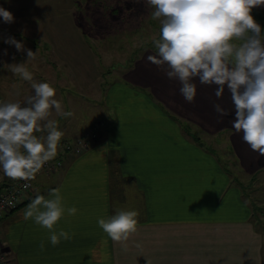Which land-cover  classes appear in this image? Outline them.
Wrapping results in <instances>:
<instances>
[{
    "label": "crops",
    "instance_id": "obj_1",
    "mask_svg": "<svg viewBox=\"0 0 264 264\" xmlns=\"http://www.w3.org/2000/svg\"><path fill=\"white\" fill-rule=\"evenodd\" d=\"M5 5L10 6L0 7ZM157 54L156 48H143L121 72L111 79L108 75L95 103L97 116L82 117L83 125L73 129L61 124L70 136L63 134L62 140L87 131L93 121L101 119L103 125L91 145L77 154L57 147L54 157L63 166L37 176L18 206L0 215V239L9 264H264V232L252 222L241 188L231 183L230 172L200 134L228 142L240 170L258 173L262 193L264 156L232 127L235 107L226 86L217 98L216 85L194 78L196 95L189 103L180 93V82L167 77V65L147 59ZM6 58L0 54V103L23 105L34 94L32 82L9 67V60L22 63L19 55ZM24 66L33 81H46L55 89L54 98L68 111L63 102L69 89L68 56L53 45L48 55L35 56ZM16 181L0 168V191ZM53 189L59 190L65 208L53 231L70 237H61L56 246L48 229L23 219L35 197L51 199ZM72 207L77 212L68 215ZM118 210L139 213L137 231L123 243L114 242L98 225V219Z\"/></svg>",
    "mask_w": 264,
    "mask_h": 264
},
{
    "label": "clouds",
    "instance_id": "obj_2",
    "mask_svg": "<svg viewBox=\"0 0 264 264\" xmlns=\"http://www.w3.org/2000/svg\"><path fill=\"white\" fill-rule=\"evenodd\" d=\"M148 3L155 9L153 18L163 19L160 39L153 42L158 54L147 59L158 66L167 65V77L180 82V93L189 103L196 95L194 78L201 84L216 85L217 98L226 86L235 107L232 127L243 133V140L253 151L264 156V34L251 15L254 7L264 5V0H148ZM0 17L5 23L14 21L13 14L3 7ZM5 43L26 52L27 60L35 58L36 52L26 49L14 37L7 38ZM9 67L32 82L34 94L26 97L23 105L0 103V168L10 178L27 180L34 178L43 164L55 156L63 135L57 122L49 119L52 110L64 117L73 113L62 110L50 84L33 81L24 63ZM214 107L221 115L225 114L219 105ZM45 131L46 138L34 134ZM50 195L53 198L37 195L23 219H34L48 229L50 243L56 246L61 237L65 240L70 237L63 230L59 234L53 231L65 208L58 189L51 190ZM76 212L75 207L67 209L68 215ZM138 216L136 210H118L108 219H98V225L114 242L123 243L137 231ZM40 249H44L43 242Z\"/></svg>",
    "mask_w": 264,
    "mask_h": 264
},
{
    "label": "rangeland",
    "instance_id": "obj_3",
    "mask_svg": "<svg viewBox=\"0 0 264 264\" xmlns=\"http://www.w3.org/2000/svg\"><path fill=\"white\" fill-rule=\"evenodd\" d=\"M4 3L10 5H5L6 10L14 17L12 23H5L0 17V54L5 60L7 56L14 58L19 55L22 63H29L26 52L17 51L14 45L5 43L9 37H14L26 49L36 52L38 58L48 55L53 45L65 58L68 56L69 89L68 94L64 93L63 102L69 108L63 111H70L73 115L64 117L54 113L53 116L57 129L67 138L70 136L61 124L67 123L66 128L73 129L81 123L82 117L97 116L95 103L101 99L108 75L110 79L117 75L143 48H155L154 40L160 39L163 18H153L155 9L148 0H0V4ZM256 10L264 8L254 7L251 11L254 20L260 25L262 23L261 31L264 34V18L256 15ZM260 14L264 15V11ZM10 63L13 64L11 60ZM39 74L42 75L41 72ZM63 81L66 84V79ZM101 122V119L93 121L88 129L97 127L99 131ZM79 133L65 143L73 142L84 134ZM200 135L230 172L231 183L235 182L234 177L237 176L244 184L246 198L250 199L251 196L264 207V193L258 178L251 183L249 174L240 170L238 159L228 142L221 141L220 137ZM36 136L46 138L47 132H39ZM60 140L57 147L63 145ZM262 213L260 216L264 217ZM261 219L258 230L264 228V218Z\"/></svg>",
    "mask_w": 264,
    "mask_h": 264
},
{
    "label": "built area",
    "instance_id": "obj_4",
    "mask_svg": "<svg viewBox=\"0 0 264 264\" xmlns=\"http://www.w3.org/2000/svg\"><path fill=\"white\" fill-rule=\"evenodd\" d=\"M103 125L102 122L100 126ZM97 127H91L84 132L82 137L75 138L73 142L65 144V150L69 153L77 154L80 151L87 149L93 140L97 138ZM63 166V160L60 157H54L46 161L43 166L31 179H17L10 186H6L0 191V215L15 209L21 197L32 189L33 180L39 175H49ZM27 185V187H26ZM0 264H9L6 256L5 247L0 239Z\"/></svg>",
    "mask_w": 264,
    "mask_h": 264
},
{
    "label": "trees",
    "instance_id": "obj_5",
    "mask_svg": "<svg viewBox=\"0 0 264 264\" xmlns=\"http://www.w3.org/2000/svg\"><path fill=\"white\" fill-rule=\"evenodd\" d=\"M262 11H264V10H260V11L256 10L255 12L254 11L253 12L256 13V15L264 18V15L260 14V12H262ZM258 24L260 25V23H258ZM261 25H262V23H261ZM186 128H188V127H186ZM187 130H189V129H187ZM190 134L193 136V138H196L197 140H199V138H200L199 136H197V135L195 136L192 132ZM65 142H66V140H62V141H60V144H63L62 145L63 150L65 152H67L65 150L66 149L65 148V144H66ZM249 177L251 178V183H254L253 181L254 180L256 181L257 178H258V173L251 174V175H249ZM234 179H235V183L241 188V191L243 193V197L245 198L246 202L249 204V206L251 208V220H252V222L255 224V226L257 228V226L259 225L260 219L264 218V217L260 216L262 211H264V207H261L259 204H257L256 200L253 197H251V196H250V199H249V197L247 199L246 196H245L246 194L243 191L244 184L242 183L241 179H239L237 176L234 177ZM262 214H264V213H262ZM261 230H262V232H264V228H262Z\"/></svg>",
    "mask_w": 264,
    "mask_h": 264
}]
</instances>
